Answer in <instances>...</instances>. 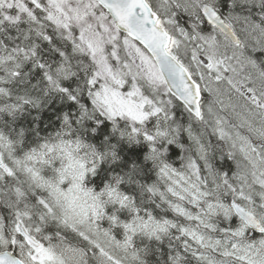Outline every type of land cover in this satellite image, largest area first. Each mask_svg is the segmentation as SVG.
Instances as JSON below:
<instances>
[{
    "label": "snow or ice",
    "instance_id": "6c2138e0",
    "mask_svg": "<svg viewBox=\"0 0 264 264\" xmlns=\"http://www.w3.org/2000/svg\"><path fill=\"white\" fill-rule=\"evenodd\" d=\"M0 264H264V0H0Z\"/></svg>",
    "mask_w": 264,
    "mask_h": 264
},
{
    "label": "trees",
    "instance_id": "16d2710c",
    "mask_svg": "<svg viewBox=\"0 0 264 264\" xmlns=\"http://www.w3.org/2000/svg\"><path fill=\"white\" fill-rule=\"evenodd\" d=\"M106 226V225H105Z\"/></svg>",
    "mask_w": 264,
    "mask_h": 264
}]
</instances>
